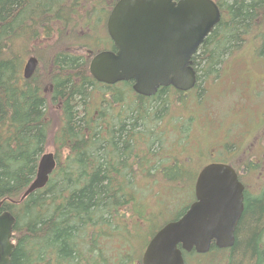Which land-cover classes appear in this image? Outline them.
Masks as SVG:
<instances>
[{
	"label": "trees",
	"instance_id": "1",
	"mask_svg": "<svg viewBox=\"0 0 264 264\" xmlns=\"http://www.w3.org/2000/svg\"><path fill=\"white\" fill-rule=\"evenodd\" d=\"M117 1L0 0V200L16 218L12 264H142L149 240L195 200L183 187L199 173L201 143L191 146L198 123L210 144L226 125L207 118L205 88L161 87L148 97L133 81L109 85L92 76L90 58L102 50L91 49L113 48L106 23ZM215 1L222 18L193 57L196 88L201 78H217L225 56L250 37L264 55V0ZM31 50L45 67L26 79ZM184 100L185 110L173 113ZM51 135L57 167L44 188L21 199ZM245 164L260 176L256 192L245 193L234 246L183 251L188 264H264V160ZM158 217L167 219L139 252L143 221Z\"/></svg>",
	"mask_w": 264,
	"mask_h": 264
},
{
	"label": "water",
	"instance_id": "2",
	"mask_svg": "<svg viewBox=\"0 0 264 264\" xmlns=\"http://www.w3.org/2000/svg\"><path fill=\"white\" fill-rule=\"evenodd\" d=\"M221 18L215 0H118L106 23L113 48L91 58L90 72L104 84L133 81L134 91L143 96L168 86L187 92L198 81L193 57ZM39 64L36 55L28 57L24 78H31ZM56 167L55 153L45 152L21 199L44 188ZM4 203L0 200V264H12L16 218L2 210ZM244 209L245 185L237 171L223 162L205 165L196 178L195 200L149 240L142 264H188L183 251L231 248Z\"/></svg>",
	"mask_w": 264,
	"mask_h": 264
},
{
	"label": "rangeland",
	"instance_id": "3",
	"mask_svg": "<svg viewBox=\"0 0 264 264\" xmlns=\"http://www.w3.org/2000/svg\"><path fill=\"white\" fill-rule=\"evenodd\" d=\"M262 29H264V28H262ZM255 42H257V40H254L251 37L248 38L246 44L243 45L242 47H240L239 49H237L233 56H231V55H230V57H229V55L225 56L226 58H225L224 62L222 63V66L221 67L219 66L221 70L219 71L218 74L214 75L217 78L212 79V77H211L212 75L208 76V80H207L206 77H204L203 79L201 78V80L199 82L200 84L198 83L197 88L195 87L194 89H191L190 91H188L189 93L191 91H196V93H198L199 90L203 91L204 88H205V90H207L205 92V94H207L206 97H205L206 98L205 99V101H206L205 104H206V106L209 109L208 114L210 116L208 115L207 118L210 119V121L212 120L211 118L216 119V120L223 119L224 123H226V121H225L226 118H228L229 120L235 118V114L232 113L230 111V109H231V107H235V105L239 102L238 98H236L235 96L227 98L222 93V88L230 81L231 76L229 75V72H231V69H236L238 67H241L240 63H242V61L246 62L251 67H255V75H252V79L255 82V85L258 82H264V68H263L264 67V63H262V62H264V58H260V56L256 53V51L254 49V46H253L255 44ZM101 45L102 46H100V47H102V49H97V48L91 49V48L88 47V48H86L84 50V52L87 53V49H91L95 53V52H98L99 50H103L104 48H106V49L110 48L108 43H105V44L101 43ZM32 54L38 56V58L40 60L39 70L38 71L43 70V67H45V64L43 62V58L35 50H31L25 56L24 64H25L26 59L28 57H30ZM90 60H91V58H90ZM24 64H23V66H24ZM259 65L261 66V68H259L260 67ZM233 95H234V93H233ZM191 96H192V93L187 95L186 99L187 100L191 99L192 98ZM261 97L264 98V92H262ZM249 101H251V100L249 99ZM186 103H187V101L184 100L182 102V104H179L177 107H176V104H174L175 106L172 107L173 113L175 112V110L176 111L179 110V108H181V111L182 110L184 111L185 110L184 107L186 106L185 105ZM203 108H205L204 105H203ZM203 108L201 109V111L203 110ZM262 109L264 110V105H262ZM255 112L256 113L258 112L257 106H255ZM215 124H216V122H215ZM219 125L221 126V123H219ZM218 128H219V126H218ZM222 129L223 128H221L220 130H222ZM200 130L201 129H199V123H198V127H196V129L192 133L191 146H194L196 144H200L201 143L200 144V148L204 152L208 153L209 150L211 149V144L208 143V141H206V142L202 141V139L199 136ZM242 130H245V129L242 128ZM258 139H259V135H258ZM261 142H263V145H264V140H261ZM251 147H252V153L248 154V158H253L254 159V157H255L254 154L256 153L254 148L256 147V145H252ZM257 150L259 151V149H257ZM46 152H54V153L56 152L55 151V147L53 145V141H52V135H51V139L48 142V145H47V148H46ZM200 157H202V156H200ZM200 157L196 158V160H195V161H201V163L196 165V166H198L197 167V169H198L197 172H199L208 162H210V161H202V159ZM232 162L240 170L242 180L244 179V183H246V188H248L249 191L256 192L257 189H255V185L257 187V183L255 181L257 180V177L260 176V169L255 170V168H249L248 166H246V164L244 165L245 161H232ZM254 164H257V163L255 162ZM254 170H255V173L258 174V176H253L252 177L253 181H252V180H250V175L254 172ZM195 172L196 171H193L192 177L187 180V186L183 187L184 190H186L185 188H188L190 190L191 187H192V189L195 190V181H196V178H197V176L199 174V173H197V175H196ZM195 175H196V178H195ZM194 178H195V181L193 182ZM177 187H178V190L181 189L180 186H177ZM163 189H164V187H162L161 190H163ZM182 197H184V195H182ZM150 202H151L152 205H155V203L153 201H150ZM179 209H180V207H177V208L174 209L175 211L174 210H172V211L177 212V211H179ZM166 219H167V217L164 218V219L162 217H158V218H155V219H153V220H151L149 222L148 221H146V222L143 221V226H144L143 227V232H140V235L137 238H135V240H140V242H141V246L139 248V252L142 251L143 247L145 246L146 241L149 239L150 234L153 233L155 230H157L165 222ZM217 255L221 256V253H217ZM221 257H223V256H221Z\"/></svg>",
	"mask_w": 264,
	"mask_h": 264
},
{
	"label": "flooded vegetation",
	"instance_id": "4",
	"mask_svg": "<svg viewBox=\"0 0 264 264\" xmlns=\"http://www.w3.org/2000/svg\"><path fill=\"white\" fill-rule=\"evenodd\" d=\"M260 58H264V55H261ZM240 64L241 67L231 69V72H229L230 81L222 88V93L227 98L232 96L238 98L239 102L230 109L235 114V118L231 120L226 118V125L217 139L211 134V149L208 153L202 149L200 150L198 145L197 148L198 157L202 156L200 157L202 161H210L207 164L212 162L230 164L244 183L240 170L232 161L264 160V145L261 142V140H264V110L262 109L264 98L261 97L262 92H264V82H258L255 85L252 79V75H255V67L249 66L244 61ZM255 106L258 108L257 113L255 112ZM242 128L245 130H242ZM252 145H256L254 159L248 158V154L252 153ZM244 185L246 193V184L244 183Z\"/></svg>",
	"mask_w": 264,
	"mask_h": 264
},
{
	"label": "bare ground",
	"instance_id": "5",
	"mask_svg": "<svg viewBox=\"0 0 264 264\" xmlns=\"http://www.w3.org/2000/svg\"><path fill=\"white\" fill-rule=\"evenodd\" d=\"M240 179V178H239Z\"/></svg>",
	"mask_w": 264,
	"mask_h": 264
}]
</instances>
